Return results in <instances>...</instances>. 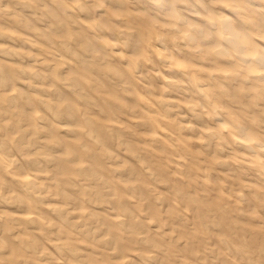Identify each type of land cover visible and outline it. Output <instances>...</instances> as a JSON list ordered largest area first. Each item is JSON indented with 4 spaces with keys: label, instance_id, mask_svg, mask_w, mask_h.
<instances>
[{
    "label": "clouds",
    "instance_id": "clouds-1",
    "mask_svg": "<svg viewBox=\"0 0 264 264\" xmlns=\"http://www.w3.org/2000/svg\"><path fill=\"white\" fill-rule=\"evenodd\" d=\"M52 4L60 15L45 6L56 21L46 29V38L60 41L63 55L74 61L67 65L71 77L56 93L32 83L41 79L34 66L20 69L32 74L26 81L30 91L39 89L56 99L28 96L32 113L43 106L49 114L39 117L47 128L28 113L0 122V133L9 125L13 129L0 140V171H17L16 157H23L38 169L28 171L24 186L43 188L39 170L55 164L51 183L57 188L66 184L79 194L68 199L79 200L81 207L84 201L107 205L114 215H81L83 225H71L75 231L60 242L56 255L31 234L0 232V264H264V127L258 124L243 135L233 122L228 128L208 127L204 117L215 112L191 98L169 99L175 85L163 75L183 54L181 41L188 42L189 53L200 51L193 41L200 25L189 16H235L248 26L249 38L264 40V0ZM81 15L87 17L86 28ZM56 24L64 25L62 35L52 31ZM73 26L78 30L72 31ZM0 51L21 55L6 45ZM48 55L53 64L67 63L55 44ZM0 89V103L28 95L13 78ZM141 102L155 115L140 107ZM183 108L191 117L181 115ZM127 114L135 121L121 123ZM60 124L68 125L64 134L74 139L58 137L60 152L52 154L41 134H58ZM68 199L65 210L71 208ZM178 210L198 214L201 223L194 231L171 228L170 218Z\"/></svg>",
    "mask_w": 264,
    "mask_h": 264
},
{
    "label": "bare ground",
    "instance_id": "bare-ground-1",
    "mask_svg": "<svg viewBox=\"0 0 264 264\" xmlns=\"http://www.w3.org/2000/svg\"><path fill=\"white\" fill-rule=\"evenodd\" d=\"M45 6L55 15H60L52 0H0V45H6L21 54L20 56L5 55L0 51V84L13 78L16 80V86L28 94L8 103H0V122H7L11 116L28 113L37 120L39 127H48L47 123L39 121L40 116L49 115L46 109L41 106L32 113L28 103V96H43V93L39 89L29 90L26 81L32 74H22L21 68L34 66L35 73L41 79L33 80L32 83L43 84L56 93H59L63 85L70 80L71 72L67 65L74 61L63 55L60 41L50 42L46 38L48 35L46 29L56 21L45 10ZM80 19L84 21L86 28L87 17L81 15ZM188 19L200 25L199 29L193 32V41L199 44L200 51L189 53L188 42L179 43L183 54L176 56L171 71L165 70L163 73L164 77L173 81L175 85V91L168 98L173 101L191 98L208 107L210 111H214L215 115L204 117L208 127L228 128L229 122H233L238 127L239 135L250 133L258 124L264 127V40L256 36L249 38L248 26L242 20H237L235 16L226 19L225 15L202 13L200 17L189 16ZM77 30L75 26L72 27V31ZM52 31L62 35L65 32L64 25L56 24ZM53 44L55 51L63 56L66 64L51 63L52 57L48 52L53 50ZM6 90L11 91V88ZM3 91L4 89H0V96L3 95ZM141 95L143 96V93ZM43 98L55 100L56 96L49 94ZM122 102L127 103V101ZM140 107L149 112L150 116L155 115V110L149 111L146 104L141 102ZM180 113L191 117V113L186 108L181 109ZM130 115L127 114L121 123L134 122V117L132 121L128 120ZM99 119L104 120L105 117L100 116ZM209 121L211 123H208ZM66 127L68 125L60 124L58 134H41V139L48 141L49 148L53 150L52 154L60 152L58 137L74 139L72 136H65ZM12 131V125H9L7 132ZM7 132L0 133V140ZM141 135L147 136L148 133L141 132ZM189 138L193 143H200L198 137ZM16 158L19 160V163L14 165L17 171L13 172L11 169L0 171V185H3L4 193L0 196V232L11 230L18 235L31 234L44 243L49 252L53 250L54 253H51L56 255V248L60 242H66L69 233L75 231L71 225L74 222H79L77 227L83 225L81 215L85 218L89 213L97 217L114 215L107 205L84 201L81 207L79 200L73 202V199H68L79 194L74 193L66 184L62 183L57 188L51 183L53 176L50 173L56 168L52 163L39 170L42 174L37 179L44 185L43 188L25 187L24 181L28 171H38V169L29 160L20 156ZM54 189L56 191H53ZM49 192H52V195H49ZM65 199H68L71 205L68 210L63 208ZM167 208L168 205H164V210ZM69 211L71 215L68 214ZM200 223L198 214H192L190 210L184 213L178 210L170 218L169 226L180 231H194ZM59 259L60 257L57 256V260ZM42 264L45 262L42 261Z\"/></svg>",
    "mask_w": 264,
    "mask_h": 264
},
{
    "label": "rangeland",
    "instance_id": "rangeland-1",
    "mask_svg": "<svg viewBox=\"0 0 264 264\" xmlns=\"http://www.w3.org/2000/svg\"><path fill=\"white\" fill-rule=\"evenodd\" d=\"M50 251H51L52 253H54L53 250H50Z\"/></svg>",
    "mask_w": 264,
    "mask_h": 264
}]
</instances>
